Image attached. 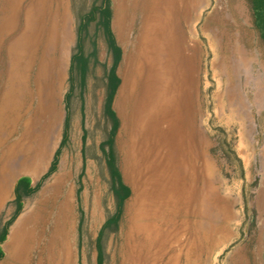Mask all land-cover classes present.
I'll return each mask as SVG.
<instances>
[{"label": "rangeland", "instance_id": "1", "mask_svg": "<svg viewBox=\"0 0 264 264\" xmlns=\"http://www.w3.org/2000/svg\"><path fill=\"white\" fill-rule=\"evenodd\" d=\"M84 1L90 4L92 0H0V229L16 209L14 188L18 179L28 176L32 185L38 183L61 141L68 112L65 94L69 89L70 59L77 37L75 11ZM125 1L129 3L126 14L130 15V23L121 36L114 26V17L116 3L122 0H110L111 29L122 49L116 69L121 82L112 107L120 119L115 135L119 167L131 192L123 204L118 231H103V264H125L127 205L134 194L126 172L124 117L116 100L126 58L139 32L141 11L132 13V1ZM185 4L182 0L180 7ZM182 8L178 12V28L186 51L195 58L192 127L204 141L207 160L201 146L193 178L197 198L175 213L174 222L184 235L179 239L185 248L180 264H264V51L254 38L246 0H199L193 9ZM93 41L98 45V63L82 96L76 86L71 97L68 139L61 147L56 169L40 181L34 193L24 197L19 214L8 226L7 232L29 213L41 217L31 228L29 250L26 254L20 252V264H53L59 251L56 247L63 246V238L70 248V264H96L97 235L116 209L105 155L100 149L105 139L101 64L108 67L111 57L102 37ZM89 60L92 66L93 57ZM228 145L241 163L227 156ZM256 177L258 185L252 186ZM57 181L61 186L55 192ZM70 191L72 206L62 217L60 204ZM245 201L256 212L252 228L244 211ZM62 218L65 226L56 228ZM54 234L58 235L55 243ZM169 255L166 251L155 264H163ZM12 263L10 257L0 262Z\"/></svg>", "mask_w": 264, "mask_h": 264}, {"label": "bare ground", "instance_id": "2", "mask_svg": "<svg viewBox=\"0 0 264 264\" xmlns=\"http://www.w3.org/2000/svg\"><path fill=\"white\" fill-rule=\"evenodd\" d=\"M131 1L132 13L137 9L141 11V24L135 46L132 52L129 51L123 67L122 83L116 100L119 112L124 117L122 128L125 133L123 148L127 178L134 190L131 202L127 205L128 228L123 261L125 264H148L150 259L155 258V264L167 251L170 255L163 264H180L185 248L179 244V239L182 240L184 235L182 228L174 222L175 213L197 198L198 191L193 178L197 161L200 160L201 146L205 159L204 141L197 137L199 132L192 127L193 117L190 113L196 83L193 77L195 58L186 51L178 28L177 17L182 0ZM198 1L184 0L186 4L183 8L193 9ZM127 4L125 0L116 3L114 26L121 36L130 23V15L126 14ZM240 59L243 57L240 56ZM198 141L201 142L200 146ZM56 185L55 192H58L61 182L57 181ZM52 187L55 188L54 183ZM49 196L43 198L50 200ZM71 203L70 191L68 198L60 204L62 217L72 206ZM40 218L29 213L17 227L11 229L6 248H9L10 258L14 262L23 263L20 252L26 254L29 250L31 228L36 226ZM64 226L65 219L62 218L56 228ZM204 234L208 235L207 228ZM56 237L58 235L54 234V243ZM64 240L63 246L56 247L59 251L53 264H70V248ZM176 243L178 247H175Z\"/></svg>", "mask_w": 264, "mask_h": 264}, {"label": "trees", "instance_id": "3", "mask_svg": "<svg viewBox=\"0 0 264 264\" xmlns=\"http://www.w3.org/2000/svg\"><path fill=\"white\" fill-rule=\"evenodd\" d=\"M247 7L249 9L251 17V29L254 32V38L257 44L264 51V0H246ZM76 43L73 48L70 66H69V89L65 94L66 106L68 112L64 119V128L62 131V138L59 146L55 150L51 163L46 173L41 177V180L48 176L56 169L58 162V156L61 151V147L68 139V128L70 121V100L74 94L75 87L80 88V96H82L84 88L87 84L89 76L94 74V68L98 63V45L93 40H98L102 37L105 41L106 51L108 56L111 57V64L107 67L105 63L103 66V75L101 77V86L104 89V98L102 103V116H103V129L105 133V139L100 143V149L105 155V166L108 171V182L110 191L115 201V212L109 215L105 223L103 224L100 232L96 238V249H97V263L103 264L104 252L102 246V235L103 231L107 229L109 232H117L122 216L123 204L125 199L130 195V187L123 181L121 170L119 167V156L115 146V135L120 126V119L116 114V111L112 107L113 99L116 94L117 88L121 82L119 75L116 72L118 63L122 56V49L116 42L114 32L111 29V17L112 8L110 0H92L90 4L87 2L81 3L76 9ZM82 37V41H81ZM85 37V42H84ZM95 38V39H93ZM87 41L90 44L87 46ZM87 47V48H86ZM93 57L94 63L91 66L89 57ZM77 80V83L75 81ZM222 132V130H221ZM86 138V132H83V146L82 153H85L84 140ZM225 138V137H224ZM225 141V139H224ZM228 157L235 158L239 163L241 159L238 157L234 149L228 145L226 148ZM118 159V160H117ZM242 167V166H241ZM243 168V167H242ZM243 173V172H242ZM40 180V181H41ZM40 181L35 185L31 184V179L28 176H22L18 179L15 188L14 203L16 209L7 220V222L0 229V242H2L8 231V226L12 224L17 215L19 214L24 197L30 196L38 188ZM259 178L256 177L252 181V186H257ZM243 194L246 195V186L243 185ZM246 200V198H245ZM124 201V202H123ZM122 206V207H121ZM244 211L246 217L249 218L250 228L256 224V212L253 208L249 207L245 201ZM250 216V217H249ZM3 252L0 249V258Z\"/></svg>", "mask_w": 264, "mask_h": 264}, {"label": "crops", "instance_id": "4", "mask_svg": "<svg viewBox=\"0 0 264 264\" xmlns=\"http://www.w3.org/2000/svg\"><path fill=\"white\" fill-rule=\"evenodd\" d=\"M11 225V224H10ZM19 224L18 223H15L14 225H12L11 226V229L12 228H14L15 226H18ZM11 229L9 230V232H7V237H5V239L2 241V242H0V249L2 250V252H3V255H2V257L0 258V262L3 260V258L4 257H6V259H9V257H11L10 256V250H9V248L7 249L6 248V244H7V242H8V237H9V234H10V231H11ZM6 242L5 243V245L3 244V242ZM5 252V253H4ZM14 260V259H13ZM8 262V261H7ZM17 263H19V262H17ZM16 262H14V264H17ZM13 264V263H12ZM20 264V263H19ZM26 264H32V263H30V262H28V263H26Z\"/></svg>", "mask_w": 264, "mask_h": 264}]
</instances>
